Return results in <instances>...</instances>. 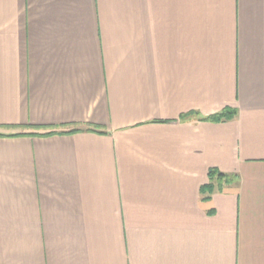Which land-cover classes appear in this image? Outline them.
I'll list each match as a JSON object with an SVG mask.
<instances>
[{
	"label": "crops",
	"instance_id": "0c3cea01",
	"mask_svg": "<svg viewBox=\"0 0 264 264\" xmlns=\"http://www.w3.org/2000/svg\"><path fill=\"white\" fill-rule=\"evenodd\" d=\"M0 134V264H264V0H0Z\"/></svg>",
	"mask_w": 264,
	"mask_h": 264
},
{
	"label": "trees",
	"instance_id": "16d2710c",
	"mask_svg": "<svg viewBox=\"0 0 264 264\" xmlns=\"http://www.w3.org/2000/svg\"><path fill=\"white\" fill-rule=\"evenodd\" d=\"M233 114V111H231L230 109H225L224 111L220 112V113H217V114H214V115H211L209 117H206L205 119L206 120H211V121H222V120H225L229 117H231V115ZM31 128L35 129L36 131L35 132H30V133H26V132H18V133H15V134H12V136H15V135H38V136H48V135H53V134H57V133H62V134H66V133H74V132H77V131H81L83 130L82 128H71L69 130H64V131H56L54 129H51L49 131H45V132H41L40 130H46V127H43V126H32ZM93 128H87V130H92ZM2 135V134H0ZM209 177H210V182L208 184H206L204 186V188H208V189H212L214 187V181L215 180H219V179H228L229 176L220 172L218 169H212L210 172H209Z\"/></svg>",
	"mask_w": 264,
	"mask_h": 264
},
{
	"label": "rangeland",
	"instance_id": "374dc122",
	"mask_svg": "<svg viewBox=\"0 0 264 264\" xmlns=\"http://www.w3.org/2000/svg\"><path fill=\"white\" fill-rule=\"evenodd\" d=\"M45 130V129H44Z\"/></svg>",
	"mask_w": 264,
	"mask_h": 264
}]
</instances>
